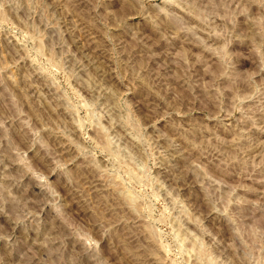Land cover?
<instances>
[{
	"label": "rangeland",
	"instance_id": "374dc122",
	"mask_svg": "<svg viewBox=\"0 0 264 264\" xmlns=\"http://www.w3.org/2000/svg\"><path fill=\"white\" fill-rule=\"evenodd\" d=\"M0 264H264V0H0Z\"/></svg>",
	"mask_w": 264,
	"mask_h": 264
}]
</instances>
